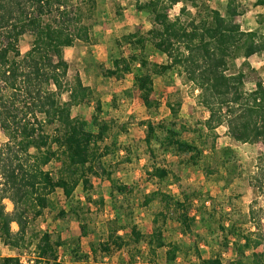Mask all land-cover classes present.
Instances as JSON below:
<instances>
[{
	"label": "trees",
	"instance_id": "1",
	"mask_svg": "<svg viewBox=\"0 0 264 264\" xmlns=\"http://www.w3.org/2000/svg\"><path fill=\"white\" fill-rule=\"evenodd\" d=\"M82 1L0 0V132L6 136L0 143V241L11 249L34 246L36 253L33 262L7 255L0 256V264H61L62 231L33 229L46 210L57 212L58 219L76 222L80 234L66 246L75 264H106L107 257L122 250L128 253V264H157L152 254L143 253L144 247L165 249L169 264L180 256L194 257V264H264V227L255 208L250 209L252 226H245L241 219L226 218L235 211L232 202L230 210L225 204L218 210L215 204H197L201 191L172 192L169 185L181 178L165 163L168 155L175 156L181 167L204 170L209 180L225 190L243 171L236 149L229 144L217 146V129L225 125L234 144L264 142V79L256 81L254 88L246 87V68L254 69L250 57L264 56V14L258 16L259 26L244 29L237 22L241 0H226L224 12L201 7L198 0H132L134 11L147 16L150 28L146 32L123 28L108 42L107 61H92L105 78L123 80L132 75L133 88L151 109L162 102L153 96L158 63L146 54L162 53L185 82L198 90L197 104L208 111L204 119L185 120L180 116L181 100L169 98L167 118L142 122L144 151L151 163L145 170L146 181L155 188L143 192L139 204L145 208L159 204L153 232L147 235L134 219V186L119 184L108 166L109 159L130 161L131 147L119 142L127 128L122 125L117 130V120L103 116L101 95L85 85L78 72L72 79L68 76L71 64L65 49L78 40L93 43L90 31L97 23H90L94 14L83 11ZM97 2L93 0L89 9ZM179 2L184 4L170 19L171 8ZM188 2L195 13L188 9ZM254 5L264 7V0ZM117 14L122 16L121 11ZM185 16L188 23L182 19ZM26 35L31 37L30 48L21 54L19 43ZM92 101L96 106L90 120L84 114L73 115V107ZM54 162L63 177L54 175L50 168ZM93 177L108 180L116 192L111 194L114 216L105 222L99 238L90 241L87 252L82 243L92 231L90 204L104 202L102 196L95 200L90 190ZM250 184L264 190V153L258 156ZM6 201L13 204L11 212ZM198 219L209 224L208 235L216 239L208 257L200 251L198 239L205 237L195 232ZM170 223L186 235H196L193 244L168 240L165 232ZM122 231H128V236ZM256 245L263 249L256 250ZM229 252L231 256L225 258Z\"/></svg>",
	"mask_w": 264,
	"mask_h": 264
},
{
	"label": "rangeland",
	"instance_id": "2",
	"mask_svg": "<svg viewBox=\"0 0 264 264\" xmlns=\"http://www.w3.org/2000/svg\"><path fill=\"white\" fill-rule=\"evenodd\" d=\"M97 1V6L91 10L89 7L93 5V0H85L81 3L83 11H85L87 15L90 14L91 11L92 14H94L89 20L90 23L94 21L97 23L92 25L90 31L93 43L88 45L78 40L73 47L65 49V59L71 64L68 76L72 79L78 72L84 84L95 88L101 95V101L104 105L103 116L116 119L119 124L117 130H121L120 126L122 125L126 126L127 131L125 133L122 132L119 142L131 147V159L130 161H124L125 157H119V162L109 159L108 166L119 184L134 186L132 196L134 197L133 210L135 222L144 234L151 235L153 232V216L159 209V204L155 202L148 208L141 207L139 204L142 200L143 192H149L155 188L152 182L146 181L145 170L151 163L144 151L145 144L143 139L146 128L142 125V122L148 119L158 122L167 118L170 114V109L167 105V100L169 98L181 100L182 106L180 116L182 119L189 121L204 119L208 116V111L197 104L196 94L198 90H195L190 83L185 82L177 67L162 53L148 52L146 54L148 58L158 63L155 78V91L153 94L155 98H158L162 102L158 108L149 109L144 105L139 92L133 88L134 79L132 75H128L123 80H117L116 78H105L102 74L98 73L99 70L94 67L92 61H107L108 42L118 37L123 31V28H126V31L146 32L151 25L146 15L134 11L132 0ZM198 1L201 7L208 6L211 8H218L224 12V3L226 0ZM254 2L255 0H241L240 14L237 16V22H239L244 29H254L259 26L258 16L261 13L264 14V9L262 7H256ZM183 4V2H179L171 8L169 12L170 19H174ZM187 7L193 13L196 12V8L193 7L190 2L187 3ZM118 11L122 12V16L117 14ZM182 19L187 23L189 21V18L186 16ZM261 29L264 33V21L261 25ZM30 40V35H26L20 41L19 50L21 54H24L30 48ZM249 60L254 69L246 68V87L251 89L255 87L256 81L264 79V56L253 55ZM239 63H241V60H239ZM125 90H128V93ZM64 97L67 99V94H65ZM114 98L115 102L113 101ZM95 106V102L92 101L81 106L73 107V115L84 114L88 120H90ZM217 132L218 147L229 144L237 150L240 156L239 163H241L242 175L237 177L228 188L224 190L222 185L209 180L204 170L193 167H181L177 163L178 159L175 156L168 155L165 163L181 178L176 184L171 183L168 189L172 192H179L182 188L190 191H201L202 193H200L197 198V204L200 202L202 203V201L205 202L207 206L215 204L218 210L224 204L225 207L230 210L229 204L232 202V204L236 206L235 211L226 218L241 219L245 226H252L250 209L254 207L264 227V190L260 192L250 184V176L257 168L258 156L264 153V142L256 144H234L229 139L227 127L225 125L220 126ZM186 135L191 136L188 133ZM5 140L6 136L0 132V143H3ZM50 168L56 177H63V171L58 163L54 162ZM93 185L94 189L92 188L90 190L94 195V199L99 200L100 196H102L104 202L103 204L99 203L100 205L95 203L90 204L89 221L91 222L92 231L89 237L83 238L82 243L83 249L87 252H90V241L99 238L105 222L114 216L111 194L116 191L112 184L108 180H100L93 177ZM57 192L62 205L67 208L62 189L58 188ZM119 197V200H123L124 198L121 194H119ZM81 198L82 202L85 203V193L82 194ZM6 203L7 210L11 212L13 210L12 202L6 201ZM56 213L46 210L43 217H40L35 225H33L34 232L39 231L40 233L45 230L53 229L62 231L63 246L59 249L58 260L61 264H75L66 254V246L69 244L72 237L80 234V230L74 219L72 220L69 218L61 220L55 217ZM208 227V223L202 224L198 219L195 232L205 237L198 239L200 251L203 256H209L211 253V246L216 244L215 237H210L208 235ZM12 229L17 231L18 225L13 223ZM29 232L32 231L30 230ZM121 234L127 237L129 232L122 231ZM165 235L168 240H179L186 245L193 244L194 240L197 238L196 235H193V237L186 235L176 223L169 224ZM255 248L256 250H262L263 246L256 245ZM142 251L145 255L149 253L152 254L151 256L155 258L157 264H169L166 263L165 249H149L148 247H144ZM7 255L19 256L23 262L27 263L30 261L33 262L36 253L34 246H31L30 249H11L3 245L0 241V256ZM228 256H231L230 252L225 255V258ZM128 257L126 250L118 251L111 257H107L105 263L128 264L126 261ZM194 260V257L192 259H186L180 256L173 264H194Z\"/></svg>",
	"mask_w": 264,
	"mask_h": 264
},
{
	"label": "crops",
	"instance_id": "3",
	"mask_svg": "<svg viewBox=\"0 0 264 264\" xmlns=\"http://www.w3.org/2000/svg\"><path fill=\"white\" fill-rule=\"evenodd\" d=\"M256 1V0H255ZM256 7H261V6H256ZM264 9V7H262ZM204 257H208V256H204Z\"/></svg>",
	"mask_w": 264,
	"mask_h": 264
},
{
	"label": "built area",
	"instance_id": "4",
	"mask_svg": "<svg viewBox=\"0 0 264 264\" xmlns=\"http://www.w3.org/2000/svg\"><path fill=\"white\" fill-rule=\"evenodd\" d=\"M26 263V262H25Z\"/></svg>",
	"mask_w": 264,
	"mask_h": 264
}]
</instances>
